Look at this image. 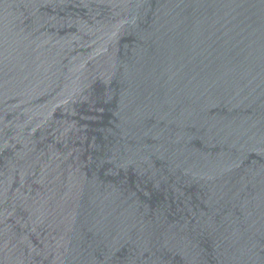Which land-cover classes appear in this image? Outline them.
<instances>
[{
  "label": "water",
  "instance_id": "1",
  "mask_svg": "<svg viewBox=\"0 0 264 264\" xmlns=\"http://www.w3.org/2000/svg\"><path fill=\"white\" fill-rule=\"evenodd\" d=\"M0 264H264V0H0Z\"/></svg>",
  "mask_w": 264,
  "mask_h": 264
}]
</instances>
